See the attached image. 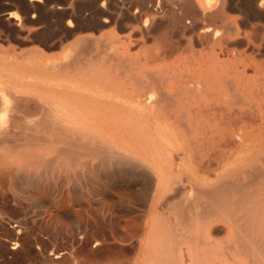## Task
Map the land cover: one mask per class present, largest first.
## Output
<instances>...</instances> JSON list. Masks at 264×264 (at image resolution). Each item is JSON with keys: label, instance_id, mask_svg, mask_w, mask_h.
I'll return each instance as SVG.
<instances>
[{"label": "rangeland", "instance_id": "obj_1", "mask_svg": "<svg viewBox=\"0 0 264 264\" xmlns=\"http://www.w3.org/2000/svg\"><path fill=\"white\" fill-rule=\"evenodd\" d=\"M209 1L210 4H204L205 0H0V72L5 69L7 72L22 73L27 67L34 66L39 59L42 61L46 58H55L63 62L65 58L63 54L72 52L73 49L74 51L77 49L74 54L79 55H74L76 59L85 54L86 58L83 59L88 60H85L86 65L81 62V59L74 64L81 65L82 63L89 73L108 72L115 67L113 59L112 63L110 58L108 61L104 58L110 48L109 44L112 43L111 46L116 47L110 48V51L117 53L116 57L121 63V66L119 64L120 68L116 66L113 71L121 70L123 67L127 70L129 64H132L131 71L135 73L134 77L140 78L139 81L148 79L144 83L149 84L148 86L151 88L154 86V89L159 85L162 88L163 84L169 82L172 84L170 92L174 93L172 91L178 85L183 84L188 75H194L199 53L210 55L216 51L211 43L213 38L210 37L219 32L220 26L223 24L227 26L236 24L240 27V41L244 47L237 48L228 43V48L230 50L237 48V51H244L247 55L257 53L250 45L246 47V41L250 40L246 33H248L249 27H258L256 29L260 30L259 36L261 34L263 36L261 41L263 47L260 46L259 55L264 60V34L261 31L264 26V0ZM217 25L219 28L216 27ZM225 35L231 38L228 33L223 34L224 37ZM204 37H208V40ZM117 42L123 44L117 47ZM167 43L169 46H166ZM105 45L108 46L105 47ZM165 46L169 47L171 54L163 59L161 57ZM97 49L98 51H96ZM107 54L114 55L109 51ZM107 54L106 56H108ZM100 55L101 58H99ZM123 64L127 67H122ZM142 71H147V74L153 73L150 78L155 81L150 84L149 74L145 75ZM163 80H165L164 83H162ZM147 81L149 82L147 83ZM156 81L158 83H155ZM154 83L159 85L155 87ZM190 85L194 87L193 80L190 81ZM128 119L125 117L124 120ZM135 130H140V128L136 127ZM57 134L54 135L55 138L63 140V137L60 136L62 134ZM67 135L69 134L67 133ZM70 136L67 139L66 135L64 136L65 142L70 140ZM49 138L50 145L46 150H40L37 147L34 150L21 146L22 149L9 154L15 164L8 169V174L5 177L7 184L5 182V187H3L4 198L0 199V264H172L171 260H174L173 264L174 262L179 264V260L177 262L176 259H179L180 253L187 257L190 246L202 245V241L197 240V242L193 237L199 236L201 240V235H205L202 234V231L205 230L203 228H206L203 223L204 216L207 218V211H204L202 206L205 205L208 208L209 206L206 202H201L203 195L201 196L199 192L200 188L204 187L194 183V185L186 184L184 188L181 186L180 196L176 194L173 197L166 195L170 187L163 184L156 195H153L155 188L151 185L152 181L145 177V172L142 174L136 171L132 164L120 166L115 163L117 157L120 158V154H124V149L114 152L113 146H106L101 140L93 138L84 139L85 145L87 144L89 148L87 146L82 148V145L79 144V142L82 143V140L79 141L76 138L75 141L74 137V143L79 141L77 143L83 149L80 152L77 143L75 146L74 143L71 144L73 136L72 142L69 141L71 146L67 143L62 144L63 149L58 148L59 142L62 143V141L56 139L57 142L54 138V142L51 134ZM9 139L14 140L13 137ZM32 140L36 142V139H29L31 142ZM87 140L89 144L86 142ZM17 141L19 142V140ZM23 141L22 139L21 142ZM90 144L93 145L90 146ZM95 145L96 149H94ZM62 146L59 145V147ZM74 147L75 151L77 150L78 159H76ZM91 147L94 148L91 149ZM104 148H110L112 153L117 154L111 156L109 155L111 150L106 151ZM61 150L65 152L61 153ZM66 150H69L71 154L75 152V155L67 154ZM20 151L23 154L29 153V159L32 154L36 153L33 155L34 161L32 158L30 162L33 169L37 170L36 174L33 173L34 176L30 172H34L35 169L31 170V166H28L30 164L27 165L29 159L26 154H24L27 157H24V161L28 159L26 163L22 160L24 155L21 156V159ZM56 152L61 154L57 155ZM55 153L57 156L55 155L56 158L51 161L50 159H52V155L54 157ZM64 153L73 160L66 158ZM38 156L43 157V162L38 158L42 163L36 160ZM154 156L152 155L153 158L150 161L156 168L160 165V159L155 166V162H157L155 160H158L159 157ZM74 158L77 161H74ZM161 158L166 161L168 156H161ZM45 159H49L51 163ZM44 160L50 165L53 163L52 167ZM69 161L71 163L79 162L85 166H81L79 163L70 164ZM152 163L150 166L152 172L149 174L159 170L158 173H155L157 177L162 178V181L165 182L169 180V177H165V175H170L168 171L171 167L161 164L159 168L153 169ZM22 164L24 169L21 167ZM35 164H43L46 165L45 168L56 169L54 172L48 168L50 174L45 172L48 169H43V165L38 168ZM25 168L26 170L28 168V172L30 171L29 174L27 172L29 179H27L28 177L24 179L27 176ZM11 169L12 171L18 169L16 171L22 175H17L15 171L14 176L17 175L15 178L17 180H14V176L10 174ZM162 169L164 172L167 171L165 172L167 174L163 172L164 177H161L162 174H160ZM18 176L19 178H17ZM25 180L30 183H26ZM11 183H14V186ZM24 183L26 184L24 185ZM218 183L219 180L216 185ZM14 187L16 190L13 189ZM21 187L22 189H20ZM197 191L199 195L196 193ZM164 192L166 194L163 195ZM181 196L182 198H180ZM199 196L201 199H198ZM152 199L156 201H152ZM166 199H172V201H166ZM194 199L196 206L192 207ZM181 200L184 203L181 204ZM188 206L191 207L190 210ZM194 209L198 210V213L197 211L195 213ZM183 211L185 212L182 213ZM192 213L200 219L193 218L195 215ZM177 221L179 222L176 223ZM201 224L205 227L201 228ZM189 237L192 238L187 239ZM189 240L194 241L193 245ZM129 242H131L130 245ZM173 243L176 245L175 247ZM56 255L59 257H55Z\"/></svg>", "mask_w": 264, "mask_h": 264}, {"label": "bare ground", "instance_id": "obj_2", "mask_svg": "<svg viewBox=\"0 0 264 264\" xmlns=\"http://www.w3.org/2000/svg\"><path fill=\"white\" fill-rule=\"evenodd\" d=\"M204 4H210V1L205 0ZM68 25L71 26L70 23H68ZM216 27H218V25ZM263 27L261 31L264 34ZM256 28L254 26L248 28V33L246 34L249 36L250 40L246 41V47L250 45L257 54L253 51L254 54L247 55L244 51L239 52L236 50L238 47H244V44L240 41V27L236 24L231 26L223 24L220 26L219 32L213 33L214 35L211 34L212 36L210 37L213 38V42L211 43L213 49L216 51H213L210 55L200 52L195 63L194 75H188V77L184 79L185 82H183V84L178 83L180 85L172 91L174 93L170 92V86L172 84L169 82L163 84L161 88V85L155 84L158 83L156 81L154 83V85H156L155 87L159 86L154 89V86L151 88V86H148L149 84H145L148 79L139 81L140 78L137 79L134 77L135 73L131 71L132 64H129V69L127 68V70L124 69L123 66L126 65L123 64V69L113 71L115 70L113 68L116 66L120 68L121 63H119L116 57L117 53L110 51V48L116 47H112V43H108L109 46L105 45V47H110H107L109 50L106 48L105 50L113 52L114 55L112 54L113 56H109L107 51L104 58H106V61H108V58H110V60L113 59L115 67H113L111 71L104 73H89L85 70V66L82 63L81 65L77 63L74 64L75 62H79V59H81V62L84 64L85 60H87L83 59L84 57L86 58L84 51V56L76 59L75 56L78 54H74L77 50L74 51V47L72 48V52H65L63 54L65 57L63 62L55 58H46L42 61L40 59L37 60L34 66L30 68L27 67L22 73H12L7 72L5 69L2 70L0 72V199L4 198L5 192L3 191V187H5V182L7 184L5 177L8 174V169L9 167L12 168V165L15 164V161L9 157V154L23 147H29V149L31 148L34 150L36 149L35 147H37L40 150H46L50 145V134L55 142L57 138H55L56 136L54 135L57 133V135H63L60 136L63 137L64 143L62 139H57L58 141H62V143L59 142L61 146L62 144H69V141H73L71 143L73 144L77 138L79 141L82 140V143L79 141L77 142H79L83 148L87 146V144L85 145L84 139L93 138L101 140L106 146H113L114 152L118 149H124L123 153L125 155L117 151L121 156L120 158L117 157V162L115 163L120 166L132 164L136 171L142 174L145 172V177L150 179L149 181L155 183V187H152L155 188L154 192L156 193L163 184L169 185L171 179L166 182L162 181V178L159 179L155 174L158 173L159 170L157 172L154 170L155 173L149 174L152 172L150 167L152 161L150 160L153 158L152 155H155L157 158L159 157L158 160H155L157 161L155 162L156 164L160 159V165L157 166L156 164V168H159L161 164L169 165L168 159L165 161V159L161 158V156H170V154L163 149V142H167L171 145V138H173L174 144V135L179 131L183 138V142L181 140L182 143H180L183 144L182 149L184 151V156L179 160V164L176 165L175 168L181 170L182 167L189 166L191 163H189L190 159L188 162V158L191 156V159H194L193 162L197 169L206 171V167H208L209 170L211 169L215 172V169L211 168V164L214 161H218L221 170L219 183L211 186L213 189L211 203L208 204L209 208L203 205L204 201H201L203 202V210L207 211V218L204 216L205 221L203 220V224L206 225V228H212L215 234H209L210 231L206 234L202 233L205 235H201V240L199 236L193 237L195 241H202V245H196L199 247L188 246L187 257H185V254L181 255L180 253L179 259H176L177 262L179 260V264H264V60L261 59L259 55L260 46L263 44V42L261 43L263 36H261L262 34L259 36L260 30ZM224 33L231 35L229 36L231 38L226 37V35L224 37ZM204 38L208 40V37ZM228 43L229 45H235L237 48L230 50L228 48ZM103 44L101 45L103 46ZM121 44L123 43L117 42V47ZM168 44L169 43H167L166 46H169ZM76 45L79 46V44ZM166 46L163 49L161 58L165 57V54H171L169 47L166 48ZM102 48L103 47H101V49ZM98 49L96 51H98ZM106 54L108 56H106ZM99 58H101V55ZM99 58L96 57V59ZM93 60L95 59L93 58ZM93 60L91 61L93 62ZM142 64L145 65L144 63ZM146 72L144 73L145 75L149 74V78L153 74L150 72L147 74ZM191 80L194 82V87L190 85ZM149 81H147V83L149 82L151 84L155 80L152 81V78H150ZM164 81L165 80H163L162 83H164ZM159 90L161 91L157 92ZM125 117L129 119L124 120ZM179 117H181V119H179ZM136 127H139L140 130H135ZM67 133L69 135H67ZM70 134H72L73 138ZM65 135L66 139L70 136V140H67L68 142H65ZM12 137L14 140L9 139ZM23 137L26 139L28 138V142ZM31 138L34 140L36 139V142L38 140V142L36 143L33 140L32 142L29 141ZM16 139L19 140V142ZM20 139L24 141L21 142ZM86 142L88 143V140ZM76 143H74V146ZM59 145L58 148L63 149V146L59 147ZM92 145L90 144V146ZM21 146L22 148H20ZM69 146L71 145L69 144ZM98 146L101 147L100 145ZM80 147L81 146H79V148ZM82 148L78 149V151L81 150L80 152H82ZM92 148L94 147H91V149ZM96 148L97 146L94 149ZM105 150L108 151L111 149L106 148ZM61 151V153L65 152L63 150ZM85 151L87 150L85 149ZM75 152H72V154L75 153L77 156V150ZM20 153L21 151L19 152L20 157L26 154L28 159L30 158L29 153ZM56 153L54 157L52 155L51 161L54 160L58 154H61L57 153L56 155ZM69 153L71 154L68 150L67 154ZM109 153L111 156L117 154L112 153V150ZM34 154L31 155V159L29 160L26 159L24 161V157L27 158L26 155L23 156V159L21 157V159L25 163L28 160V165L32 161V158L34 161ZM67 154L65 156L66 158L69 157V155L67 157ZM72 154L71 156L75 155ZM171 154L174 155L172 152ZM105 157L107 156L105 155ZM38 158L42 159L41 161L43 162V157L38 156L36 158L39 163H42ZM76 159H78V156ZM76 159L74 158V161H77ZM45 160L44 162L46 164L49 163ZM69 160L73 159L70 158ZM69 162L74 165L79 163ZM23 164L21 167L24 169ZM35 165H37L38 168L42 166L39 164ZM52 165H50V167H52ZM58 165L61 166L59 163ZM80 165L85 166L84 164ZM28 166H31V170L35 169H33L32 164ZM45 167L46 165H43V169ZM50 167L45 168V170ZM152 167H154L153 163ZM156 168L154 167L153 169ZM50 169L55 172L56 168ZM50 169L45 172L50 173ZM163 169L162 173H160L163 175H161V177L167 174L165 173L167 171L165 170L164 172ZM16 170L18 169L13 170V173L11 169L12 173L10 172V174L14 176ZM27 172L28 168L25 171V175L27 176L24 175V179L28 177L30 171L28 174ZM36 172L37 170L35 169V171H31L30 174H36ZM16 173L17 175L20 174L18 171H16ZM168 173L174 177V180L177 179L178 183L181 184L183 188L186 184L194 185L190 181H183L177 173L172 174L170 170ZM170 175L167 174L165 177H169ZM16 176H14V180H17L15 179ZM17 178H19V176ZM22 178L21 176V179ZM36 178L38 179L37 175ZM27 179H29V177ZM25 182H28V184L30 183L28 180H25ZM14 183L11 184L14 186ZM26 183H24V185ZM22 187L20 189H22ZM201 187H204L199 190L202 196L203 193H205L203 191L209 186ZM13 189L16 190L15 187ZM199 192L197 191L196 193L198 194ZM32 194L34 193L32 192ZM164 194H166V192H164L163 195ZM182 196L180 198H182ZM201 196L197 198L201 199ZM194 202L195 199L193 200V205L190 203L192 207L196 206ZM182 203L184 202L181 200V204ZM189 208L191 207L188 206V209ZM184 210L186 209L184 208ZM196 211L198 213V210ZM196 211L194 209L195 213ZM184 212L185 211L182 213ZM192 214L195 215L194 213ZM174 217L176 218V216ZM195 217L196 215L193 216V218ZM188 218L190 219V217ZM199 219L200 217L197 220ZM192 221L194 220L192 219ZM178 222L179 221L176 223ZM203 224H201V228L205 227ZM17 226H19V224H17ZM204 231L205 230L202 232ZM196 234L198 235V233ZM190 238L192 237L187 239ZM183 240L185 241V238ZM189 241L191 242V240ZM192 242L194 243V241ZM175 246L174 244V247ZM171 255L173 256V254ZM57 256L58 255L55 257ZM172 261L174 260H171L173 264Z\"/></svg>", "mask_w": 264, "mask_h": 264}, {"label": "crops", "instance_id": "obj_3", "mask_svg": "<svg viewBox=\"0 0 264 264\" xmlns=\"http://www.w3.org/2000/svg\"><path fill=\"white\" fill-rule=\"evenodd\" d=\"M166 56L163 57V59L169 57V53L168 54H165ZM158 106V105H156ZM156 111V110H155ZM181 133L179 131H177L174 135V144H173V138L172 139V146L167 143V142H163V149L170 154V156H168V163L169 165L170 164H173V165H170V173L172 174H179V176L183 179V181H190L194 184H197V185H201V186H209L207 187L203 192V199L202 201L206 202L207 204H210L211 203V199H212V189L213 187H211L212 185H215L217 183V181L220 179L219 175H220V170H221V166H219L218 164V161H214L212 164H211V168L215 169V172H213L214 170H209L208 167H206V171L204 170H201V169H197L195 164H194V159L192 158L191 159V156L190 158H188V162H189V159H190V162L191 163L189 166H186V167H182L181 170H178L177 168H175L176 165L179 164V160L183 158L184 156V151L182 149V145L181 144L183 142V138L182 136L180 135ZM182 140V142H181ZM181 142V143H180ZM171 152L174 154L172 155ZM178 155V156H177ZM216 156V155H215ZM179 157V158H178ZM219 167V168H218ZM209 170V171H207ZM212 171V173H211ZM208 172V173H207ZM215 173V174H214ZM185 175V176H184ZM169 179H171L169 182V187H170V190L169 192L166 194L168 196H174L178 193L177 196H180V193L182 191V187H181V184L178 183V180H174V177H172L171 175L169 176ZM173 182V183H172ZM175 182V183H174ZM172 183V184H171ZM151 185L153 187H155V183L154 182H151ZM173 185V186H172ZM179 186V187H178ZM177 189V190H176ZM208 189V190H207ZM210 189V190H209ZM176 190V191H175ZM210 191V192H209ZM208 193V194H207ZM174 194V195H173ZM153 195H156V193L154 192ZM165 195V196H166ZM211 198H210V197ZM209 197V198H208ZM208 199V200H207ZM210 200V201H209ZM152 201H156L154 199H152ZM166 201H172V199H166ZM209 202V203H208ZM210 229V230H209ZM210 231V233L208 232ZM209 233L211 235H214V230L212 228H206L205 231L203 233ZM131 241V240H129ZM131 244V242H129V245Z\"/></svg>", "mask_w": 264, "mask_h": 264}]
</instances>
